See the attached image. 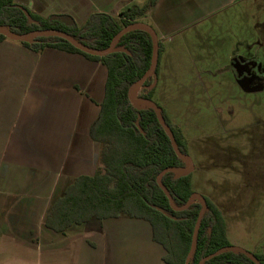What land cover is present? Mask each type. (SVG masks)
I'll use <instances>...</instances> for the list:
<instances>
[{
  "label": "crops",
  "instance_id": "crops-1",
  "mask_svg": "<svg viewBox=\"0 0 264 264\" xmlns=\"http://www.w3.org/2000/svg\"><path fill=\"white\" fill-rule=\"evenodd\" d=\"M144 1L15 0L43 18L68 15L78 26L92 13L116 17ZM169 10V1L159 0L148 12L145 21L156 36L178 28L177 20L164 24L158 18ZM170 48L162 46L153 101L163 99L158 80L169 79ZM106 77L104 66L77 54L34 53L16 41L0 42V264H166L163 248L143 220L126 215L92 219L65 235L45 227L51 206L67 187L95 173L100 146L90 139L89 129L99 114ZM186 93L191 104L209 102L204 94ZM163 111L172 118V111ZM172 125L187 146L193 190V178L206 175L210 164L197 155L193 161L192 140L181 125ZM226 235L229 241L227 227Z\"/></svg>",
  "mask_w": 264,
  "mask_h": 264
},
{
  "label": "trees",
  "instance_id": "trees-1",
  "mask_svg": "<svg viewBox=\"0 0 264 264\" xmlns=\"http://www.w3.org/2000/svg\"><path fill=\"white\" fill-rule=\"evenodd\" d=\"M158 1L145 0L126 8L116 17L92 13L78 26L68 15L43 18L15 0H0V28L15 36L57 30L85 47L106 50L127 26L135 23L147 25L145 19L148 12ZM23 10L28 12L34 23H29ZM6 40L8 38L0 34V42ZM18 43L34 53L53 49L77 54L88 61L100 63L107 72L99 114L89 129L90 139L100 146L95 173L91 177L80 176L67 187L51 206L45 227L65 235L69 228L87 224L92 219L103 221L126 215L150 225L153 241L165 252L162 258L164 263L184 264L201 206L194 201L185 210L175 211L159 187L158 178L161 176L160 183L168 191L172 205L181 208L194 193L191 173L182 175L179 172L186 164L173 151L154 111L149 107L133 108L127 95L150 68L152 42L149 34L141 29L123 34L116 47L124 48L128 54L114 52L104 57L85 54L57 37H35ZM160 54L158 41V61ZM156 76L157 67L154 75L142 85L149 90L138 98L154 102L152 85ZM157 107L180 153L189 157L181 131ZM165 170L167 172L161 175ZM203 198L206 211L198 228L196 249L189 264H254L244 254L227 250L233 246L227 239L222 214L215 204ZM222 249L226 250L202 262ZM253 255L259 264H264V254Z\"/></svg>",
  "mask_w": 264,
  "mask_h": 264
},
{
  "label": "rangeland",
  "instance_id": "rangeland-1",
  "mask_svg": "<svg viewBox=\"0 0 264 264\" xmlns=\"http://www.w3.org/2000/svg\"><path fill=\"white\" fill-rule=\"evenodd\" d=\"M168 1L158 18L178 28L157 37L161 52L172 49V70L153 103L172 111L193 161L210 164L193 190L218 207L233 247L264 254V0ZM138 87L137 97L149 90ZM185 90L209 102L191 104Z\"/></svg>",
  "mask_w": 264,
  "mask_h": 264
},
{
  "label": "water",
  "instance_id": "water-1",
  "mask_svg": "<svg viewBox=\"0 0 264 264\" xmlns=\"http://www.w3.org/2000/svg\"><path fill=\"white\" fill-rule=\"evenodd\" d=\"M23 14L26 16V18L29 21V23H34L33 19L30 17V15L28 14V12L26 10H23ZM135 29L144 30L151 37V42H152V60H151V65H150V68H149L148 72L142 77V79L140 81H138L136 84H134L129 89L128 94H127L128 95V100H129L131 106L133 108H135V109H139L141 107H149V108H151L154 111V113H155V115L157 117L159 125L162 127V129L167 134V137H168V139L170 141V144H171V147H172L173 151L175 152V154L179 158H182L184 161L185 160L187 161V166L184 169L179 170V172L182 175H188L193 170L192 162H191V160H190V158L188 156H183L180 153V151L178 149V146H177V144L175 142L174 136H173L171 130L169 129V127L164 122V120H163V118H162V116L160 114L159 108L153 102L147 101V100H144V99H140L137 96L133 95L134 88H136L139 85L142 86L143 83L150 76H153L154 73H155L156 67H157V62H158V40H157L156 33L153 31V29L151 27H149L147 25H144V24H138V23L131 24V25L127 26L126 28H124L119 33V35L113 40V42L110 45V47L108 49H106V50H95V49H90L88 47H85V46L81 45L80 43H78L74 38H72L68 34L60 32V31H57V30L38 31V32H33V33H30V34L23 35V36H15V35L7 32V31H5L4 29L0 28V34L4 35L9 40L16 41V42H25V41L30 40V39L35 38V37H57V38L65 40L71 46H73L75 49H77V50H79V51H81V52H83L85 54H88V55L94 56V57H104V56L109 55V54L114 53V52H122V53L128 54V52L124 48H117L116 47V43H117V41H118L120 36H122L123 34L129 32L131 30H135ZM144 104H146L148 106H145ZM166 172H167V170H165L161 175H163ZM160 177L158 178V185L163 190V192L166 195L169 203L171 204L172 208L175 211L185 210L195 200H198V202L200 203L201 208H200L199 216L197 218L196 225H195V228H194L190 249H189V252H188V254L186 256V259H185V262H184V264H189L193 254L195 252V249H196V235H197V232H198V228L200 226L201 219H202V217H203V215H204V213L206 211V203H205L204 198L201 195H199L197 193H193L190 196V198L187 201V203L185 204V206H183L181 208H175L172 205V200H171V197H170L168 191L160 183ZM225 250L226 249H222V250H219V251L215 252L211 256L203 259L202 262H204V261H206V260H208V259H210V258H212L214 256H217V255L223 253ZM227 250L228 251H232V252L242 253L248 259H250L254 264H259L257 258L254 255H252V254H250V253H248V252H246V251H244L242 249H238V248H235V247H230Z\"/></svg>",
  "mask_w": 264,
  "mask_h": 264
},
{
  "label": "bare ground",
  "instance_id": "bare-ground-1",
  "mask_svg": "<svg viewBox=\"0 0 264 264\" xmlns=\"http://www.w3.org/2000/svg\"><path fill=\"white\" fill-rule=\"evenodd\" d=\"M138 88H139L138 86H137L136 88H134V90H133V95H134V96L136 95L135 92L138 91ZM144 105H145V106H148V105H146V104H144Z\"/></svg>",
  "mask_w": 264,
  "mask_h": 264
}]
</instances>
